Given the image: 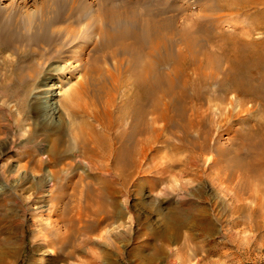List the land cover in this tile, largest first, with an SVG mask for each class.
Masks as SVG:
<instances>
[{"label": "bare ground", "instance_id": "6f19581e", "mask_svg": "<svg viewBox=\"0 0 264 264\" xmlns=\"http://www.w3.org/2000/svg\"><path fill=\"white\" fill-rule=\"evenodd\" d=\"M99 2L101 22L86 34L83 62L69 54L77 16L69 13L71 20L60 23L63 3L51 15L0 16V53L11 52L0 64V210L19 196L50 221L40 229L28 221L34 250L27 264H66L81 248V234L124 217L122 197L132 181L141 191L154 170L146 167L149 153L164 130L180 137L169 149L192 150L184 163L193 165L213 149L216 130L234 128L232 146L216 147L213 163L234 195L214 196L212 207L202 201L189 214L161 210V224L151 233L157 242L134 244L133 264H193L221 219L228 239L239 245L234 230L242 225L264 236V0H208L199 10L174 0ZM236 106L257 113L234 127ZM17 139L20 149L6 155ZM181 158L150 165L159 174L148 178L152 191L186 172L176 170ZM5 219L0 212V225ZM13 236L9 231L0 244L1 264L17 257ZM110 251L106 245L99 256L108 258Z\"/></svg>", "mask_w": 264, "mask_h": 264}, {"label": "rangeland", "instance_id": "374dc122", "mask_svg": "<svg viewBox=\"0 0 264 264\" xmlns=\"http://www.w3.org/2000/svg\"><path fill=\"white\" fill-rule=\"evenodd\" d=\"M174 1L182 6H192L195 10H199L198 6L208 0ZM62 3L65 6L61 10L57 5H60ZM99 4V0H0V16H12V18H20L23 16L22 18L25 20L27 19L29 13H34V15L39 17L46 15L45 13L49 14V12L51 15L59 8L61 12H57L62 15V20L60 19V23H66V21L71 20L67 17L70 14H74L75 16H77V18L75 19L76 21H74L73 24L77 27L78 34L76 37L77 39L74 43V47L72 46V51H70L69 54L73 55V59L79 58L78 61H80L82 57L83 60L81 61L83 62L86 58H88L89 46L87 43V35L93 27L99 26V23L101 22L98 10ZM45 6L48 7V9L45 8ZM78 16L80 17V19ZM14 38H17L18 40L19 37L14 35L13 39ZM9 41L10 43H12V39H10ZM18 41H20V39ZM7 56H11V52L8 47H6V49L3 50L2 53H0V64L2 63L3 57ZM113 62H115L114 58L109 57V59L107 60L108 65L113 66ZM124 62V66H126L127 60L125 59ZM46 65L47 64L44 65L45 69H47ZM236 111L238 113V118L234 119V127L239 126L241 120L245 118H251L254 114L257 113V110H254L252 112L241 111L239 109V106H236ZM26 115L28 116L26 120V126L30 128L33 126V113L29 111ZM160 125H163V122H160ZM233 129L234 128L230 129L227 125V127L225 126L219 129V131L216 130L212 134L210 140L211 146L214 150H210L203 157H198L196 163L193 165L184 163L185 160L189 158V153H191L192 150L178 149L179 151H177V149H169L171 148L169 143H180V137L179 135H174L173 132L169 130H164L160 138L156 140V142H154L153 146L155 149L149 153L148 162L146 163V165L148 164L149 166H145L147 167V169L149 167L155 170V168L161 167V164L162 166L167 165L170 161H172L174 157L178 156L179 158L182 157L180 159L181 161H178L181 166L178 164L176 170H179V167H183L182 169H186V172H184V174H181L179 172L181 171V169L179 171L177 170L180 176L178 175L177 178L164 180L160 183L159 187L153 191L150 185L151 182L148 178L153 175L159 176L157 170H153L154 172L152 171L150 172V174L148 173L147 177L144 176V178H146H143L144 182L142 181V189L140 192L137 191L136 182L132 181L127 193L128 195L126 194L122 197V205L126 211L124 217L122 216L120 218H111L108 222L97 225L96 228L91 232L81 234V236H79L78 238L79 242H81V248L75 251V256L71 258L66 264H133L131 251L133 250V247H135V245H146V247L150 245L151 247L152 245H154V243L157 242L158 237L152 235L151 233L153 231H156L159 228L158 226L161 224V210L167 211L170 209H175L177 211L181 210L180 212H188L189 214L190 210H192V208H196L200 203L202 204V201H205L204 205L212 207L211 200L214 196L228 198L229 196L234 195V190H230V188L228 187V183L220 180L216 172L217 167H215V164H213L216 156L218 155L217 148L219 146H221L222 144L223 146H232V135H234ZM15 141L14 142L16 144L14 142L11 143L12 146L7 149L6 155L13 154L15 148L20 149V141L18 139ZM218 141L220 143H218ZM157 154L159 156H156ZM169 154L171 157L169 156ZM169 159L171 160L169 161ZM150 165L156 166L154 168ZM85 167H87L86 164ZM76 171L81 172L82 170L80 168H77ZM196 172L204 173L203 177L195 178L194 176H196ZM26 185H29V183L27 182ZM65 187L68 193L72 192L71 182H66ZM204 196L208 198L207 201L203 200ZM65 201H69V203H72L73 201V203H75V197L69 198V196H67ZM53 203L54 202L52 200H49L48 205H51ZM170 203L177 204V208H174L172 205H170ZM9 205L10 206L6 209L4 207L6 211L3 210V207V211L0 210V212L6 215V221L2 222V224L0 225V237L2 235L4 236L0 238V244L2 245V240L4 243V240L8 236L9 231L13 232L15 242H17L16 247L18 248V254L16 259L11 264H27L34 250V241L32 239L33 228L40 229L42 224L48 225L50 221L49 218L47 219L48 216L45 217L47 214L39 211V209L37 208V204L34 205V203H28L27 205L30 207L26 208L25 205L22 204L21 198L19 196L14 197ZM182 207L184 208L182 209ZM218 211H221L220 207H217L216 212ZM222 212L224 211L222 210ZM44 214L45 216H43ZM221 220L218 222V232L214 235L207 236L209 237L208 240H210V242L212 240V244L214 243V245H207V242L209 241H207L206 237V240L203 243L205 248L203 247V249L201 250L203 253L201 252L200 254H198V256L201 255L203 257V260L201 262H198L197 256L196 260H193V264H264V236L260 232H250L249 229L246 230V226L242 225L236 228L237 230H234L240 235L241 241L239 245L237 242H232L228 239L225 234L228 224L225 223L224 225ZM28 221L35 222L33 228L30 226V222L28 223ZM4 223L6 224V226ZM251 235L254 236V238ZM247 236H249L251 239L248 240L247 238L249 237ZM254 240H256V244ZM257 240L259 241L257 242ZM216 242L218 244H215ZM257 244L258 246H256ZM106 245L109 246L111 250L110 255L112 256H109L108 258L100 257L99 254H102L103 251H105ZM247 246L250 247L248 248ZM148 249L149 248H146V250ZM160 264H168V262L166 260H163Z\"/></svg>", "mask_w": 264, "mask_h": 264}]
</instances>
